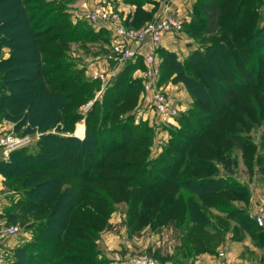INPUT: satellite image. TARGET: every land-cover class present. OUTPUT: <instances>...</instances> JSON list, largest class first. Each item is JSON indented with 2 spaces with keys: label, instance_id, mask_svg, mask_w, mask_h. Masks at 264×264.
<instances>
[{
  "label": "trees",
  "instance_id": "1",
  "mask_svg": "<svg viewBox=\"0 0 264 264\" xmlns=\"http://www.w3.org/2000/svg\"><path fill=\"white\" fill-rule=\"evenodd\" d=\"M49 1H52L49 8H44ZM124 1L135 5L133 14L125 19L127 26H139L154 16L142 7L153 0ZM67 2L0 0V49L9 48L6 56H0V121H13L15 129L26 123L25 132L54 125L72 131L79 119V104L92 93L94 80L83 77L82 69L61 76L54 72L68 62L58 58L47 62L50 52L61 56L68 41L94 38L81 25L72 28L70 22H60L62 7ZM262 2L193 0L189 19L183 21L184 30L192 37L202 33L214 40L204 42V49H192L183 62L161 45L157 48L167 55L168 65L173 66L171 71L185 83L189 93L211 108L213 114L204 120L203 133H199L198 126L196 131L186 132L187 138L172 137V143L161 154L147 159L148 148L140 144L150 138L144 127L118 120L109 124L102 120L93 127L90 108L82 138L74 134L41 133L34 150L21 146L11 150L7 160L0 161L4 183L13 189H23L18 201L5 209L6 221L18 214L41 217L27 223L35 232L31 240L15 248L20 255L11 264H23L24 260L26 264H63L71 260L74 264H90L89 259L96 254L101 259L93 260V264H108L107 256L96 247L94 239L109 225L110 213L119 201L128 204L126 224L130 233L145 224L157 227L171 223L179 229L181 241L175 250L181 258L155 251L152 255L159 264H165L167 259L172 264H183L182 257L185 259L191 252L216 255V245L229 231V224H218L219 217L210 215L209 207L229 214L232 239L249 236L254 244L264 246V230L245 208L231 204L237 197L235 193L246 191L247 187L234 178L221 176L216 164L225 153L224 148L219 149V142L242 145L239 134L223 124L230 122L237 129L244 127L241 120H228L227 109L230 113L235 111L236 119L244 113L249 116L248 104L242 105L235 98L249 88L248 68L254 60V51L257 58H264L260 51L264 45V19L259 12ZM65 25L72 29L63 37L59 35L61 30L45 36ZM55 40L60 45H53ZM142 63L140 54L127 60L110 80L102 96L107 109L103 119L112 116L111 109L124 106L123 102L136 101L130 97L137 99L142 88L140 78L128 75ZM226 83H232L233 87ZM215 86L220 88V99L210 94V88ZM257 102L262 104L264 100ZM95 169L112 172L91 173ZM221 193L229 200L209 196ZM194 196L202 201L198 203ZM70 246L74 250L67 249Z\"/></svg>",
  "mask_w": 264,
  "mask_h": 264
},
{
  "label": "rangeland",
  "instance_id": "2",
  "mask_svg": "<svg viewBox=\"0 0 264 264\" xmlns=\"http://www.w3.org/2000/svg\"><path fill=\"white\" fill-rule=\"evenodd\" d=\"M149 2H153V1H147L145 3H149ZM51 3L52 1L46 2L44 8H49L50 6L49 4ZM105 3L107 4L110 3L114 8L120 10V14L124 17V22L125 19L129 15H132L133 12L135 11V5L130 3L131 5H134L133 9L131 12H127V14L124 15L122 10L118 7L120 0H69V2H67V4L64 7H62V11H61L62 17L59 19L60 22L62 20H64V22L67 24L70 22L72 28L81 25L84 30L91 32L92 34L91 37L94 38H92L91 40H83V39L70 40V42L68 41V44L65 45V49L62 50L61 56L53 55L51 54L52 52H50L49 55L47 56V62L53 61L54 58H58V60L60 61L64 60L68 62V65L62 67L59 71L57 69L54 73L59 72V74L63 76L66 74L73 73L77 69H82L84 72L83 77L94 80L93 81L94 83L92 85L93 88L92 93L89 94L87 97H84L82 100L83 102L79 104L77 108L80 114H79V119L76 120L74 123L73 130L66 131L62 129V125H58V126L54 125L44 130H39L37 127H34L32 131L25 132L23 129L25 128L26 123L21 125L19 129H15L13 121L1 120L0 121L1 123L6 124V126L4 125V129H11L12 133L16 136H23V137L25 136L26 141L16 148H19L21 146H27L28 150L30 151L34 150L37 147V140L41 135V133H47V132L60 133V134H74L77 137L82 138L85 134L87 111L90 108H93L90 116L91 117L90 125L93 127L98 126L102 120H105L104 124H109L110 122H117L118 120L120 123L127 121L136 126L144 127L146 133L150 134V138L148 141H141L140 144H144L143 146L148 148V152L146 155L147 159H153L157 157L159 154H161L166 149V147L172 143L171 140L172 137L187 138L186 135L188 134L186 132H191L189 130L196 131L198 126L201 127L199 133H203V131L205 130L206 126L204 120L210 119L211 115L213 114L211 108L206 104L199 103L196 100V97H194L189 93L185 83L181 79L176 77L174 71H171V68H173V66L172 64L168 65L169 64L168 59L166 60L167 55L159 51H156V64L158 65L157 82L158 84H160L163 91L166 92V94L170 95L174 99L175 103L178 104L179 107L178 115L175 116L170 121L161 122L160 126H158L156 122H154L153 125L149 124L148 120L145 119V117L142 116V113L138 111V109L139 110L141 109L139 105H141L140 96L142 90H140L137 99L130 97L131 99L136 100L134 103L126 104V102H123V104H125L124 106L120 107L119 105L117 108L111 109L112 116L110 115L109 118L107 117L103 119L104 114L105 113L107 114L106 111L107 109H105V104L104 102H102V96L106 87L110 85V80L113 77H115V75L110 77L109 82L107 81L105 84H103L102 80L98 78H94L92 76V69L94 67H100L104 65L103 64L104 60H102V55H106L107 53H109V47L107 46V43L111 38V34L107 29L103 28V30H105L103 31L101 30L102 29L101 27H98L97 25H94L92 22H90L87 19L84 10L85 7L93 6L95 4H105ZM144 4L142 5V7L144 6ZM143 8L151 15V13L155 12L157 7L155 8L153 6L150 8H146V7ZM259 10H260L259 12H261V16L264 19V0L261 6L259 7ZM54 12H57V10H55ZM49 18L50 15L47 16L46 21L49 20ZM134 27H138V26H134ZM72 28L69 25L59 26L57 28H54L53 29L54 31L45 33V36L48 37L50 34H52V32H57L55 30H61L59 32V35L63 37V34L68 33L69 30H71ZM169 33H174L173 35L177 37L181 35L183 36L185 34L188 35V33L184 30L183 25H182V32L179 33L173 31ZM189 36L193 40L192 41L193 46L189 50H187L185 54L182 51L178 52L177 49H171L169 47H164V46L162 47L174 53L175 58L183 62V60L188 56L189 52L192 49L194 48L204 49V44H203L204 42L208 40H214L213 37L209 34L203 35L202 33H198L194 36L196 38L192 37L191 35ZM107 38L108 41H104ZM52 44L55 46L58 44L60 45V43H58V40H55ZM261 47L262 48H260V51L263 52L264 54V45ZM8 49H9L8 47H2V49H0V56H6L8 54ZM256 56H257V52L254 51V55L252 59H254L255 61L252 60L248 68L249 71L248 81L250 83L249 88L247 87V89H245V92L243 93H238L235 98V100L239 103H242V105L248 104L249 116L244 113L240 118L236 119V117L234 116L235 111L233 113H230V110L227 109L228 120L229 121L241 120L240 123L243 124L244 127L243 129H237L232 124H230V122L227 124H223L226 125L227 129H229L231 132H235L239 134L238 140L242 143V145L238 147L234 145L232 141H225V140L220 145L219 142V149L221 148V150H223L224 148L225 153L221 155L222 156L221 159L216 160L217 161L216 164L219 168L218 171L219 174H221V176L231 177L232 179L234 178L240 184H243L247 187L246 191H239V192L237 191V193H235L237 197L236 199L231 200L232 202L231 204L232 206L235 205L245 208V210H247L248 213H250V211H252L254 207L264 208V200L262 202H258L254 199L257 196H264V154H263L264 103L261 104L257 102L260 99L264 100V58L260 56L259 58H257ZM97 62L99 63V65L97 64ZM236 62L239 63L240 61L236 59ZM104 67L106 68V70H110L112 66L109 62H107V64H105ZM145 67H146L145 64L142 63L141 67L135 68L134 71L130 72V74L128 75V77L130 78H134V76L140 78L141 87H142V80L144 79L143 78L144 71H146ZM226 84H230L233 87L232 83H226ZM219 89L220 88L218 86L210 88V94L212 98H218V99L221 98L218 94ZM222 101L225 102L224 100ZM155 117L157 116L155 115L152 116V118ZM201 119H203V121ZM190 121L192 123H190ZM80 128H82L81 135L77 132ZM181 129L183 130V132L181 131ZM10 151L4 153L2 150H0V161L7 160L9 158ZM110 172H112V170L110 169H95L91 173L109 174ZM4 182L5 181L3 176L2 189L4 190L3 193L6 196L7 203L4 205L2 211L0 212L1 214L0 224L17 225L20 228V232L14 236V238L15 237L17 238L13 239V241H10L9 244H7L5 241H3L4 243L2 242L1 244L2 249L0 250H2L1 251L2 261L0 262V264H11L14 261V259L20 255V253L17 254L15 252V248L21 245L23 242L31 240L35 232L34 227L28 225L27 223H29L31 220L40 219L41 217H38V215H35L33 213H30L29 215L22 214L21 216L20 214H18L19 216L17 218H14L11 221H6V216L3 215L5 209L9 208L12 205V203L18 201L19 197L21 196V192H22L21 190L23 189L18 187H15L18 189H13V187L8 186ZM93 184L95 185L97 183L94 182ZM125 190L127 192V189ZM209 196L215 197L220 201L229 200V198L224 197V193H221L220 195L217 196L216 195H209ZM194 198L198 203L202 201L199 197L194 196ZM106 206L107 205H105V207ZM114 206L115 209L110 213L109 225L104 227L102 230H100L98 238L94 239L93 237V239L98 245L96 246L98 249L99 248L101 249V246L99 245L100 237H102L104 232L109 230L108 227L110 226V222H111L113 226L112 229L115 232H120V229L122 227L124 235L125 236L127 235L124 239H126L130 243L134 240L132 246L128 249V251L124 255V259H122L123 264L127 256L143 253V252L152 255L153 252L158 251L160 255H171L172 257L173 254H175L176 256L181 258V255H179V253L176 254V250L174 248L176 244L177 245L180 244L181 236L179 229L176 228L173 224L164 223V224H160L157 227H153V226H149L148 224L147 225L145 224L141 228L137 227L138 228L137 232L130 233L128 232V228L126 224V216H127L126 210L128 206L127 202L119 201ZM98 209L101 212H104V214H106L107 212L104 209H100L99 207ZM208 210L211 212L210 215L212 216L214 215V217L215 215H217L219 217L218 219L219 221L217 222L218 224H225V223L229 224V231L225 232V234L223 233L224 236H222V239L216 245L217 246L216 252H217L218 249L224 247L222 243L226 239L228 233L230 240L232 241L236 240L231 238L232 230L230 228L231 226H233V223H231L232 222L231 217L227 212L224 211L219 212V210L214 207H209ZM74 248L75 247L70 246L67 249L74 250ZM197 254L198 253L191 252L189 253V255L188 254L186 255L185 259L182 257V259L184 260L183 264H194V258L195 255ZM100 259L101 258L99 255L96 254L94 255V257L92 255L91 258L89 259L90 260L89 262L90 264H93V260L97 262ZM166 261L168 262L169 259L165 260V264ZM23 262H24L23 264L27 263V261L25 262V260ZM223 262H225V260L223 258H220V260H218L216 264H222ZM63 264H74V260L65 261ZM227 264H229V262H227Z\"/></svg>",
  "mask_w": 264,
  "mask_h": 264
},
{
  "label": "built area",
  "instance_id": "3",
  "mask_svg": "<svg viewBox=\"0 0 264 264\" xmlns=\"http://www.w3.org/2000/svg\"><path fill=\"white\" fill-rule=\"evenodd\" d=\"M87 19L98 27L106 28L111 38L107 43L109 53L102 55L104 60L102 66L92 69V76L109 82L110 77L115 75L127 60L134 59L137 55L142 56L145 64L144 76L142 80V92L140 96V110L142 116L149 121L160 126L161 122L170 121L178 115L179 107L174 99L163 91L157 80L158 65L156 64V51L160 46V39L165 32H182L183 18L170 13L154 15L138 27L127 26L120 10L114 8L110 3L95 4L85 7ZM149 42L151 50L142 53V46ZM106 62V63H105ZM109 62L111 69L106 70L105 64ZM157 116L152 118V116ZM3 126V127H2ZM26 141L25 136H16L11 129H4L0 125V150L4 153L18 147ZM256 223L264 230V208L254 207L250 214ZM20 232L17 225L0 224V249L3 241H7ZM0 250V262L2 261ZM224 247L217 250L216 255L223 258L227 264L229 260L224 255ZM124 264H159L157 259L148 253H138L129 255Z\"/></svg>",
  "mask_w": 264,
  "mask_h": 264
},
{
  "label": "crops",
  "instance_id": "4",
  "mask_svg": "<svg viewBox=\"0 0 264 264\" xmlns=\"http://www.w3.org/2000/svg\"><path fill=\"white\" fill-rule=\"evenodd\" d=\"M153 2L145 3L143 6L146 8H150L153 6L155 8L157 7L153 15L161 13H172L187 20L189 19V11L193 0H153ZM133 6L134 5H131L124 0H120V3L118 5L124 15H126L127 12H131ZM173 34L174 33L169 32L163 33L160 45L169 47L171 49H177L178 52L182 51L185 54L186 51L193 46L192 38L187 34L183 36L181 35L179 37ZM149 50H151V45L149 42H147L142 46L141 51L142 53H146ZM97 64L99 65L98 62ZM1 124L6 126V124L0 122V125ZM81 129L82 128H80L79 130ZM2 188L3 176L0 174V212L2 211L4 205L7 203L6 196L3 193L4 190ZM254 199L258 202H262L264 200V196H257ZM249 214H251V211ZM108 228L109 230L104 232L102 237H100L99 245L101 246L103 253L109 259L108 264H123L122 259H124V255L132 246L134 240L130 243L129 241L124 239L127 235H124L122 227L120 229V232H115L112 229L113 226L110 222V226ZM15 238L12 237L5 242L9 244L10 241H13V239ZM176 245L174 248H177L179 244L177 246ZM222 245L224 246L225 256L228 258L229 264H264V246L254 244L249 236H244L239 240L232 241L229 239L228 233ZM220 258L221 257L214 255V253L201 252L195 255L194 264H216L218 260H220ZM166 264H172V262L169 260L168 262L166 261Z\"/></svg>",
  "mask_w": 264,
  "mask_h": 264
},
{
  "label": "bare ground",
  "instance_id": "5",
  "mask_svg": "<svg viewBox=\"0 0 264 264\" xmlns=\"http://www.w3.org/2000/svg\"><path fill=\"white\" fill-rule=\"evenodd\" d=\"M78 133L81 134L82 133V129L81 130H78Z\"/></svg>",
  "mask_w": 264,
  "mask_h": 264
}]
</instances>
